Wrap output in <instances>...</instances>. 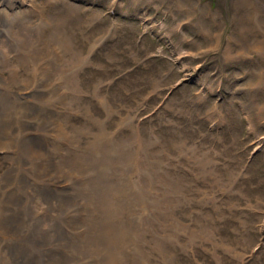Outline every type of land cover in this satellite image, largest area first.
<instances>
[{
  "label": "rangeland",
  "instance_id": "obj_1",
  "mask_svg": "<svg viewBox=\"0 0 264 264\" xmlns=\"http://www.w3.org/2000/svg\"><path fill=\"white\" fill-rule=\"evenodd\" d=\"M25 5L35 13L33 17L20 9L12 22L5 24L0 18V30L7 29L5 25L15 28L3 34L5 39L26 38L21 44L16 40L13 51L0 43V101L7 99L15 106L6 119L18 120L23 111L15 105L18 101L36 110L27 113L26 129L19 123L20 128L4 140L0 135V200L19 191L16 208L25 216L14 221L17 227L11 232L7 222L0 224L6 231L5 238H0V261H10L19 244L27 245V212L34 213L37 206L46 212L43 198L47 195L57 206L49 217H44L45 212L40 217L43 236L39 240L49 242V232L53 238L72 237L59 229L64 224L60 216L67 212L75 189L64 191L51 185L52 190L43 192L46 178L40 183L28 177L43 175L52 180L61 174L59 167L66 166L73 172L62 177L70 184L69 176L82 174L72 160L95 154L92 157L99 159V166L94 167L97 177L92 186L106 192L113 188L123 196L124 207L125 194L133 192L136 210L151 214L138 233L144 243L142 261L264 264V52L258 54L256 47L253 53L241 51L243 38H264V0H26L19 4ZM41 18L46 33L41 30ZM21 26L27 28V37L15 31ZM53 33L59 42H47L45 36L53 39ZM52 47L57 55L44 65L45 59H40ZM6 51L10 66L19 72L25 69L20 79L4 74ZM15 81L21 89L13 87ZM61 93L63 97L67 93L65 102L58 98ZM44 108L51 111L44 114ZM59 118L65 122L61 137L66 140L67 133L72 138L75 147L71 149L76 153L67 151L65 141L61 146L56 136L47 135L51 132L47 120L58 123ZM37 135L46 137L53 147L39 152L29 139ZM105 136L115 141L106 142ZM25 139L29 143L21 145ZM90 147L99 150L78 153ZM9 148L15 153L6 158ZM60 150L67 151L65 157L58 155ZM37 155L43 159L33 165L32 157ZM105 164L116 175L122 171L125 183L130 176L133 184L118 183L116 175L108 180L105 176L111 168L102 169ZM126 166L130 174L124 173ZM6 174L12 179H3ZM102 205L92 206L95 220L103 217ZM1 209L0 205V216H5ZM161 227L168 232L164 234ZM122 258L132 261L131 255Z\"/></svg>",
  "mask_w": 264,
  "mask_h": 264
},
{
  "label": "bare ground",
  "instance_id": "obj_2",
  "mask_svg": "<svg viewBox=\"0 0 264 264\" xmlns=\"http://www.w3.org/2000/svg\"><path fill=\"white\" fill-rule=\"evenodd\" d=\"M20 3H25L26 4V0H24V1L23 0H15V1L14 0H3L2 1V5L1 6L2 7L4 6V8L0 10V18L3 21V23L6 24L7 22H12L13 19H15V17L13 16L14 13L17 10H20V9H22V10H20V12L23 15L27 16V17H33V15H35V13L32 10H29L30 8H33L31 4H30L31 7L29 9L27 8V10H26V5H25V7H21V6H19ZM11 5H12V8L13 9H11ZM16 19H20V18H16ZM20 20H21V22H24V19H20ZM42 21L43 20L41 18L40 19V22L42 23ZM49 22H47V23H49ZM15 23H17V22H15ZM17 24H19V23H17ZM5 27L7 29H2L1 28V30H0V37H1L0 43H2V44H4V43L5 44H8L10 46V50L13 51V50H15L14 49L15 48L14 47L15 41L17 40V43L21 44L24 40H26V38H24V40L22 38L19 39V36L17 35V36H14L13 38H6L5 39L3 37V34L9 32V30H14L15 29V28H8L6 25H5ZM9 27H11V26H9ZM43 28H44V24L42 23L41 30H43ZM206 30L207 29H205V31ZM15 31H17L19 33V35H21V36L22 35L23 36H26L27 28H24V27L21 26L20 28H16ZM43 31H44V33L47 32V30H43ZM57 33L56 34L53 33L54 34L53 35V39L50 37L49 40H48L46 38V36H45V39L47 40V42H50V40H56V42H59V40H58L59 38L57 36ZM10 34H12V33H10ZM39 35H41V34L39 33ZM41 36H44V35H41ZM41 36H40V38H41ZM56 36H57L58 39L55 38ZM208 36H210V34ZM250 39H252V38H250ZM254 39H257V38H254ZM254 39L250 41V40H244V38H243V41L244 42L242 41L243 42L242 43L243 44V47H241V51L243 50V52H246V53H250V52L253 53L254 48L256 47V49H255L256 52L258 54H263V52H264V38L262 40H254ZM210 41H212V40H210ZM256 41H258L260 43L255 44ZM44 42L46 44V41H44ZM56 42H55V44H56ZM68 42L70 43V41H68ZM49 44L50 43H48L47 45H49ZM55 44H53V46ZM258 44H260V46ZM70 46H72V45H70ZM44 47H46V46H44ZM54 47H52V48L46 50V52H44L45 53V55H44L45 57H43L40 54L41 56H39V57H43L40 60L41 61L42 60L44 61V59H45L44 65L47 64L51 60V58L54 59L55 58L54 56L57 55V54H55L56 53V50H55ZM60 49H62V48H60ZM7 53H8V51L5 52L6 55H7ZM58 54H60V53H58ZM61 54H62V52H61ZM6 55L2 59V61L5 63V65H4L5 66V68H4V70H5L4 74L7 75V76H9L11 79H14V80L20 79L21 78L20 76H24L25 75V69L21 68V71L19 72V70L17 68H15V66L14 67L13 66H10V63H11L10 59L11 58L9 59V57H10L9 54L7 56ZM79 56L80 55H78V57ZM26 58H27V53L23 56V60H21V63H20L21 66H25L23 63H25ZM40 60H38L35 63L40 62ZM54 61L55 60H53V62ZM72 62H74V61H72ZM17 64H19V61L17 62ZM76 65H78V64H76ZM51 67L52 68H50V69H53L54 65H52ZM39 68H42V69L47 70L48 67L47 66H43V67L42 66H39ZM26 69H27V66H26ZM27 71H30V70L27 69ZM77 71H79V70H77ZM258 76L256 77V79L258 78ZM24 81H26V80H24ZM14 84L15 85L17 84L16 81L14 82ZM13 87H17L18 90H19V88L20 89L22 88L21 86H17V85L16 86H13ZM0 89L3 90V88H1V87H0ZM62 94L63 93H61L58 96V98L60 96L63 97ZM66 98H67V93H65V96L63 98H61V99L64 100V102H65ZM15 105L23 110V111L20 110L21 113L19 114V118H18V120L16 122L10 121V120H7L6 119V118H10V115L9 114H12L13 108L15 107L14 104L10 103L7 99H3V100L0 101V135L2 136L1 137L2 140H4L11 131L16 130V128H20V127H16V125L19 124V123H20L19 125L21 126V128L26 129L27 128V121H26L27 113H31L32 114V113H34L36 111L33 106L27 107L26 104H24V103H22L20 101L15 102ZM6 106H7L8 109H6ZM60 108L62 110V106H60ZM49 111H51L50 108H44L43 111H42V113H44V114L45 113H49ZM62 113H63V110H62ZM60 119L61 118H59V122L58 123H55L52 119L50 121L47 120L48 123L50 122V128H51V130H50L51 132H48L49 134H47V135L48 136L50 135V137H52L53 135H54V137L56 136L58 138L61 146H63L62 145V142L65 141L66 144L68 143L67 145L64 146L65 148H67V151H72V152L76 153L73 149H71L72 147H75L74 144H73V142L71 143L72 138L71 137L69 138V136L67 135V133H65L66 138H67L66 140H64L61 137V135L62 136L64 135V131L65 130L63 131L64 128H63V125L62 124L65 123V122L62 123ZM42 122H43V125H44L45 122H46V120H42ZM47 126H49V125H47ZM108 134H110V132ZM15 135H16V133H15ZM99 135H101V134H99ZM19 136H22V135L19 134ZM40 136L41 135L30 136L29 137L30 143L33 146H36L37 145L38 146V149L40 150L39 152L49 151L47 149H49L53 145V143L52 142H49L46 137L44 138V136L43 137H40ZM96 137H97V135H96ZM24 138H26V137H24ZM112 138L111 137L109 138L108 136H105V139L104 140L106 142H113V141H115ZM7 142H8V140H7ZM27 142H28V139H25L24 141H22L21 145L22 144H26ZM77 142H78V140H77ZM3 143H5V142L3 141ZM93 145H92V147H93ZM92 147H90L87 150L84 149L83 151L78 152V153L79 154H82V153H90L91 151L92 152H96V151L99 150V147H95L94 149H92ZM109 150H110V148H109ZM6 151L8 153V155L6 154V158H8L10 155H13L15 153V150L14 149H10V148L7 149ZM67 151H64V150L61 151L60 150L58 155H63V157H65ZM118 153H120V152L118 151ZM19 154H21V153H19ZM120 155H121V153H120ZM92 156H95V154L94 155H92V154H90V155H77L72 160L73 163H77V166H75L74 169L77 170V172L78 171L81 172L82 174L79 173L80 175H75L74 178L73 177L71 178V176H69V180L68 181H70V184H68L69 182L67 183L66 180H65V178L62 177V176H64V172H67V174H69L70 172H73V171H70V169H72V167L66 168V166L59 167L60 170L58 169V171H60L61 174H59V175L57 174L54 178L52 176V178H53L52 180L51 179H48L46 176H43V175H39L40 176V180H38L39 179V176H33V175H31V177H28V178H31L32 181H37V182H40V183H42L45 180V178H46V181L44 182V185H43V190L41 189L43 192L46 191V190H48V189H51V187H50L51 185L53 187H55V188L62 189L64 191L65 190H72V188L75 189V193L76 194L73 197L69 198L68 203L65 202V203H67V208H68L67 212L65 214H63V215L60 216L61 217V222L63 221L64 224L61 226L62 223L59 222L60 223L59 225L61 226V229H59V231L60 230H63L62 233H67L69 236H72V237H70V238L68 237L66 239H61V236H60L59 239L58 238H53V237H51L52 232L51 233L49 232L48 235H49V238L50 239L53 238L52 241H50V239L48 237H46V238L49 239V242H47V243H41V241L39 240L40 237L43 236V233L41 232V230H42L41 229L42 224L40 222V217L44 216L45 213H47V214L44 217H49L50 214L53 211L52 208L54 206H57V205H55V203H52L51 202L53 200L52 199V195H47L46 197L43 198V201H44L45 205L47 206V208L45 209L46 212L44 211L45 213L43 212V208L42 207H39V206H37L36 209H38V210L34 212L35 214L34 213H28L27 212V218H28V220H27V222L25 221V223L27 224V242H28L27 245H21V244H19L18 247H17V249L15 250L14 254L12 255V257H9V260L10 261H0L1 263H4V264H128L129 262L128 261H124V258H122V257H125V254H126V256L127 255H131L132 261H130L129 264H149V263L150 264H155L154 262H151V261H142L143 260V257L141 256L142 254H141L140 250L143 247L142 245L144 243H143V240H142L143 237L140 238L138 236V233L144 227L145 221L149 219V217H150L151 214L146 213V212H143V211H137L136 210L137 206H135L132 203L133 201L135 202V199H133V197H135V195H134L133 192H130V193L127 192L125 194V197L127 199V207H124L122 205L123 204V196L121 194H116L113 188H109L107 190V192H106L103 189L97 188V186H92L94 179L97 177V172H96V169L94 167L99 166V164H97V162H98L99 159H95ZM137 157H139V155ZM146 157H147V155H146ZM39 158H41L40 161L43 159L40 155H37L35 157H32V159H33V165L36 164V161ZM111 158L113 159V162L114 161L117 162L116 161L117 158H114L113 156H111ZM20 159H22V158H20ZM143 160H144V158H143ZM50 161L51 160H49L48 163ZM16 163H17V160H16ZM52 164H54V163H52ZM43 165H45V163ZM57 165H56V167H57ZM77 167H78V169H76ZM90 167H93L94 169L92 171L88 170L87 168H90ZM109 168H111V170L108 172V175L105 176V177H108V180H109V177H111L112 175H116V172L113 171V167L110 164H105V165L102 166V169H104V170H107ZM128 168H129L128 166H126L124 168V170H123L124 173H127V174L129 173L128 172L129 171ZM48 169H50V168L48 167ZM51 172H53V170ZM39 174H41V173H39ZM20 175H21V173H20ZM112 177H114V176H112ZM129 177L130 176H127L126 177L127 178V183L130 184V185H132L133 183L131 182V180L129 179ZM138 177H140V176H138ZM7 178L10 179L11 178V175L10 174L4 175V178L3 179H7ZM57 178H59L60 180H57L56 181ZM114 178H115V181H117L118 183L127 186V183L123 182L124 181L123 178H125V177H122V171H121V173H118V175H116ZM15 180H16V178H15ZM72 180H74V181H72ZM1 182H2V180H1ZM133 182H135V181L133 180ZM144 182H146V181H144ZM13 185H15V184H13ZM19 185L20 184H18V186ZM10 186H12V185H10ZM21 186H22V184H21ZM149 186H151V183H150ZM9 189H11V188H9ZM76 189H78V191H77L78 194L76 192ZM152 189H153V187H152ZM7 192H8V190H7ZM17 192H19V191H17ZM17 192L9 193L8 196H6V197L3 196V198H1L2 200H0V205L2 206L1 212L2 213H5L4 214L5 216H8V217L0 216V224L7 222V226H8L7 230H8V232H11V230H13V228L17 227L14 224V221L17 218L18 219H21V220L25 218V216L19 215V211H17V208H16V205H17L16 203L20 199V194L17 193ZM65 193H68V192H65ZM92 194H95V197L92 196ZM4 195H5V193H4ZM12 196L15 197L16 202H14ZM37 199H39V197H37ZM95 202H96V204H98V203L103 204L102 206H100L101 213L103 214V217H101L98 220H95V216H93V215H95V212L92 210V206H93V204ZM11 204H14L15 205V208H12L11 207L12 206ZM63 204H64V201H63ZM136 205H137V203H136ZM81 206H82V208H81ZM138 207H139V205H138ZM154 207H156V206H154ZM70 208L72 209V211L69 212V209ZM143 208L144 207H142V209ZM128 210H129V214H127ZM6 212H8V213H6ZM122 212H125V214H123ZM148 212H151V211H148ZM55 213H58V212H55ZM73 225L75 227H73ZM20 228H22V227L20 226ZM161 230L164 232V234L167 231L164 227H161ZM0 232L2 233V235L0 234V238L1 239H2V237L5 238V236H6V234H5V232H6L5 231V225H0ZM18 238H19V235H18ZM48 239H46V240H48ZM138 241H141V243H138ZM156 241H158V240H156ZM50 242H51V244H50ZM151 246H152V249L153 250L156 249V247H155L154 244H152ZM120 258H122V259L120 260ZM164 264H171V263L165 262Z\"/></svg>",
  "mask_w": 264,
  "mask_h": 264
}]
</instances>
